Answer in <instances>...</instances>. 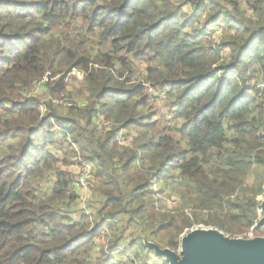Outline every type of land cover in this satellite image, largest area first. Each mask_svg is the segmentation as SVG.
Segmentation results:
<instances>
[{"label": "trees", "instance_id": "obj_1", "mask_svg": "<svg viewBox=\"0 0 264 264\" xmlns=\"http://www.w3.org/2000/svg\"><path fill=\"white\" fill-rule=\"evenodd\" d=\"M74 71L88 104L63 113L52 101ZM46 76L43 114L29 96ZM260 86L264 0H0V264H168L146 243L178 252L194 225L248 238L264 197ZM71 159L96 166L95 214L72 217L77 183L57 167Z\"/></svg>", "mask_w": 264, "mask_h": 264}, {"label": "water", "instance_id": "obj_2", "mask_svg": "<svg viewBox=\"0 0 264 264\" xmlns=\"http://www.w3.org/2000/svg\"><path fill=\"white\" fill-rule=\"evenodd\" d=\"M260 216L261 220L252 230L258 227L264 230V197ZM146 245L168 264H264V237L230 238L213 228L185 233L178 252L154 243L147 242Z\"/></svg>", "mask_w": 264, "mask_h": 264}, {"label": "rangeland", "instance_id": "obj_3", "mask_svg": "<svg viewBox=\"0 0 264 264\" xmlns=\"http://www.w3.org/2000/svg\"><path fill=\"white\" fill-rule=\"evenodd\" d=\"M223 36V30L220 29V30H216L214 31V33H212V38L214 40V43L216 46L219 45L220 41H221V38ZM145 65L141 64L140 65V72H145ZM82 75H80L78 73V71H76L74 74H70L69 77H68V81H67V89L64 93H62L59 97H57L56 99L59 100V102L61 101V97L62 95H64L66 98H69L70 100H74V102L78 105L79 104H88L87 102V99H86V95L87 93H84L83 92V80H82ZM47 89V88H46ZM44 90L42 92V94L38 95L36 99H41V101H44L46 102V100L50 97L48 95V91L47 90ZM58 105V104H57ZM156 108L157 110L159 111V113L163 116H168V112H169V108L167 106V103H156ZM60 106V109L63 113H66L68 111V108L67 107H64L63 105H59ZM83 107H85L83 105ZM82 107V108H83ZM81 108V107H79ZM50 151L51 153H53L54 155L57 156V158L61 161L62 158H63V154L61 153V151H58L54 148H50ZM59 169H62L64 171H70L71 173H73L74 177H75V181L77 180L78 178V173L79 171L81 170L80 169V165H79V160L78 159H71L69 161V166H63L62 163H59L58 166H57ZM56 177H55V173H51L47 176V183L44 184L43 186V191L44 193H50L52 191V187H53V184L54 181H55ZM95 183L96 182H91L90 183V186L88 189H83L82 187H77L75 185V192L76 194L78 195L79 197V200L75 202V206L74 208L72 209V217H74L76 214H78L81 210L82 211H87V212H93V213H96L97 212V209L99 207V204L97 203V201H95L94 199V190H93V187L95 186ZM174 199H176L179 204H180V201L177 197H173ZM263 198H260V200L262 201ZM164 201V199H163ZM166 204V202L164 201V205ZM169 208H172V207H169ZM174 209V208H173ZM205 227L201 226V225H194L193 228L191 230H194V229H202ZM263 230V228H261ZM134 234L136 235V237H138V229L135 227L134 229ZM190 230V231H191ZM132 231V230H131ZM190 231H185V233H189ZM184 233V234H185ZM263 233H264V230H263ZM256 234V230H252V232L250 233V235H252L254 237V235ZM257 237H264V234H261V235H257L256 237L254 238H257ZM238 239H246V238H238ZM107 242H104V243H100V244H106ZM179 251V250H178ZM164 259V258H163ZM157 260V259H156ZM154 260L156 264H164L163 262L159 261V260Z\"/></svg>", "mask_w": 264, "mask_h": 264}, {"label": "built area", "instance_id": "obj_4", "mask_svg": "<svg viewBox=\"0 0 264 264\" xmlns=\"http://www.w3.org/2000/svg\"><path fill=\"white\" fill-rule=\"evenodd\" d=\"M220 27H211L210 30H220ZM215 44V43H214ZM76 71H74L72 74H74ZM79 73V72H78ZM80 75H82L81 73H79ZM83 76V75H82ZM49 77L46 76L43 80L36 82L33 85V89L32 92L29 96V98L36 100L37 96L42 94V92L45 89V84L48 82ZM83 80V77H82ZM261 92H264V86H260ZM42 91V92H40ZM148 92L150 97H152V101L154 103V105L156 103H165L166 101V96L163 93H158L156 91H154L151 87L148 88ZM43 95V94H42ZM61 101L59 102V100H54L52 101L54 104H58V105H63L64 107H67L68 109L71 108H79V107H83L86 106L87 104H79L78 105L74 102V100H70L69 98H66L64 95H62L61 97ZM50 100V97L46 100L48 101ZM156 106V105H155ZM41 111L44 114L46 112V108H45V104L44 101H42L41 103ZM171 111L169 110L168 113H170ZM99 125L100 130L104 129L105 132H108L111 130L112 124L107 122L105 119H103L102 117L100 118V120L97 122ZM133 139H134V133H130L127 131L122 130L120 137L118 139L119 145L121 147H132V143H133ZM79 165H80V171L78 173V178L76 180V186L77 187H82L83 189H88L90 186V183L93 181L95 182V176H96V166L91 163V162H81L79 161ZM155 189H157L155 187ZM164 201L166 202L165 206L166 207H172L169 209H173L179 206V202L172 198V199H164ZM87 212V211H86ZM88 214H92L93 212H87ZM95 214V213H93ZM241 238V237H240ZM253 238L252 235H248V238Z\"/></svg>", "mask_w": 264, "mask_h": 264}, {"label": "clouds", "instance_id": "obj_5", "mask_svg": "<svg viewBox=\"0 0 264 264\" xmlns=\"http://www.w3.org/2000/svg\"><path fill=\"white\" fill-rule=\"evenodd\" d=\"M128 132V131H127Z\"/></svg>", "mask_w": 264, "mask_h": 264}]
</instances>
